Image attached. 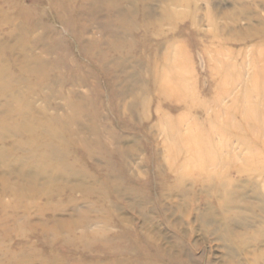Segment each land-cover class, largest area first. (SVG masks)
<instances>
[{"label":"rangeland","instance_id":"1","mask_svg":"<svg viewBox=\"0 0 264 264\" xmlns=\"http://www.w3.org/2000/svg\"><path fill=\"white\" fill-rule=\"evenodd\" d=\"M4 69L0 264H264V0H0Z\"/></svg>","mask_w":264,"mask_h":264},{"label":"bare ground","instance_id":"2","mask_svg":"<svg viewBox=\"0 0 264 264\" xmlns=\"http://www.w3.org/2000/svg\"><path fill=\"white\" fill-rule=\"evenodd\" d=\"M25 67L29 70L28 66H25ZM27 69H26V70H27ZM31 71H32V70H31ZM10 77H11V75H10V73L7 72L6 69H4V70H0V87H1L2 89L5 87V85H6L7 82H8V79H9ZM24 125H25V126H24ZM24 125L17 124V126H23V127H27V128L30 127L28 123H26V124H24ZM48 131H49V132H53V131H55V130H53L52 127H49V128H48Z\"/></svg>","mask_w":264,"mask_h":264}]
</instances>
